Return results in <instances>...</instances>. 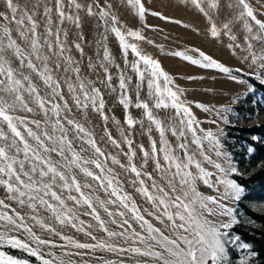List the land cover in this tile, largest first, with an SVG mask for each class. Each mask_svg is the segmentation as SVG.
I'll list each match as a JSON object with an SVG mask.
<instances>
[{
    "label": "snow or ice",
    "instance_id": "6c2138e0",
    "mask_svg": "<svg viewBox=\"0 0 264 264\" xmlns=\"http://www.w3.org/2000/svg\"><path fill=\"white\" fill-rule=\"evenodd\" d=\"M126 2L140 17L147 11L142 0ZM191 3L209 20H212L210 12L217 15L225 10L230 12L221 28L233 42L229 47L241 48L233 27L242 25L247 52L245 60L250 59L252 64L264 68V20L258 18L249 0H227L226 3L224 0H191ZM3 4L6 10L0 11V189L5 197L0 199V209L5 211L0 212V222H3L0 224V245L6 243L21 249L35 257L39 264H55L54 258H45L41 246L57 245L37 235L29 226L28 221H31L75 249L131 253L144 258L136 260L135 264H225L226 243H236L239 237L232 238L223 231L232 227L235 218L233 209L222 201L240 200L243 189L235 181L217 179V183L226 185L225 192L218 198L198 190L197 181L213 187L209 180L212 173L203 167V163L212 164L225 176L228 174L221 164L206 154L202 141L213 143L217 157L224 155L227 159V154L218 150L220 141L211 131L202 137L197 135L195 119L181 99L182 90L169 87L172 81L159 62L142 54L135 43L126 42V35L143 39L141 33L122 30L124 26L109 0L103 3L101 0H3ZM82 13L97 20V26L103 29V40H107L106 33L110 31L125 54L131 49L139 58L132 64L139 80L145 79V73L151 77L148 88L154 103L150 107L147 102L140 101L137 92L135 106L144 109L145 117L159 132V147L152 141L151 154L140 145L145 163L153 160L157 176L142 171L143 165L137 168L133 162L136 155L133 142L127 136L124 142L128 145L125 155L129 163L124 165L102 150L94 133L86 126L89 112L97 113L105 121L108 117L101 89L82 73L81 61L73 55V49L81 57L85 52L83 31H77L75 39L70 38L72 28L82 29ZM152 15L159 16L160 13L153 12ZM210 32L214 38L220 35L215 22L211 23ZM174 55L203 68H214L223 73L230 71L203 52L199 53L203 62L180 52ZM110 57L105 45L102 61L98 59L97 64L105 74L100 83L109 88L112 87V76L104 62L110 63ZM141 61L146 66L143 71L138 66ZM86 67L90 71L96 67L91 58ZM161 78L163 84L159 82ZM128 82L130 78L126 79L122 74L119 79L120 103L125 109L130 103ZM152 108H171L174 114L167 120L161 119L153 114ZM125 123L131 128L136 121L126 115ZM167 132L176 137L178 143L175 146L166 138ZM189 133L190 141L187 139ZM108 140L120 147L111 133H108ZM190 145L196 146L200 159ZM109 159L135 175L132 183L139 185L136 191L152 206V211L139 208L130 194L124 192L118 176L107 166ZM230 171L235 173L237 169L231 167ZM81 176L89 179L82 182ZM143 177L151 183L146 184ZM98 189H103L108 198L97 196ZM101 210L109 221L101 216ZM81 215L90 216L95 225H86L80 219ZM222 216L232 219L230 222L217 219ZM109 222L119 231L111 230ZM133 222L139 225V230ZM56 224L84 232L94 243L63 235ZM97 228L107 239L94 235ZM20 230L28 234L35 247L18 236L9 235ZM239 247L246 249L249 245L240 244ZM0 264H29V261L0 252ZM105 264L113 262L106 261ZM241 264L245 262L241 261Z\"/></svg>",
    "mask_w": 264,
    "mask_h": 264
},
{
    "label": "rangeland",
    "instance_id": "374dc122",
    "mask_svg": "<svg viewBox=\"0 0 264 264\" xmlns=\"http://www.w3.org/2000/svg\"><path fill=\"white\" fill-rule=\"evenodd\" d=\"M103 2L104 0H101V3ZM109 2L113 4V11L124 26L122 30L125 32L129 29L139 31L143 37V39L137 40L126 35V42L135 43L142 54H146L158 61L172 81L169 87H172L173 90L177 88L182 90L181 99L186 102L191 110L195 119L194 127H196L197 135L202 137L205 132L211 131L220 141L218 150L222 154H227V159H225L224 155L217 157L213 150V143L207 140L202 141L203 150L206 154L216 163L221 164L228 174L225 176L212 164L203 163V167L212 173L209 180L213 187H208L202 181H197L198 190L204 195L218 198L220 194L225 192L226 185L217 183V179L235 181L233 176L247 178L257 168L264 166V160H258L255 166L251 165L250 160L254 150L244 140L246 135L242 133V129L264 124V94L246 80V78H252L255 82L264 86V83H261V80L264 79V68H260L258 64H252L250 59L245 60L247 52L244 50V29L242 25L233 27L237 42L242 45L241 48L229 47L233 42L224 35L221 28L222 23L231 13L225 10L217 15L213 11L209 13L212 16V20H209L198 11L195 5L191 3V0H142L147 11L143 17H140L135 9L127 5L126 0H109ZM224 2L226 3L227 0H224ZM249 2L257 12L258 18L264 20V0H261V2L249 0ZM204 7L207 8V4ZM5 10L3 0H0V11ZM153 12H158L160 15L154 16L152 15ZM81 15L83 17L82 29L76 30L72 28L70 38L75 39L76 32L83 31L86 37L83 43L85 52L83 57H81L73 49V55L81 61L82 73L96 82L95 86L101 89L105 100L104 111L108 117L107 121H105L97 113L89 112V122L86 126L94 133L102 150L107 154H111L124 165L129 163L128 157L125 155L128 152V145L124 142V137L127 136L133 142L132 147L136 153L133 162L137 168H141L143 165L142 171L151 172L154 176H157L153 160L149 159L145 163L140 145H143L144 150L151 154L152 141H155L159 147V132L145 117L144 109L135 106L137 103V92L139 93L140 101L147 102L150 107L154 103L149 95L150 90L148 88V79L151 77L148 73H145V79L143 81L139 80L137 73L132 68V64L139 58L131 52V49H128L125 54L120 47L118 39L110 31L106 33L107 40H103L101 37L103 29L97 26V20L84 16L83 13ZM161 17H166L167 19ZM212 22H215L217 29L220 30V35L215 38L211 36L210 32ZM98 40L101 41L100 44L97 43ZM105 45L111 54L110 63L104 62L107 64L108 71L112 76L111 88L104 83H100L104 79L105 74L103 69L97 64L98 59L102 61ZM176 52L201 61L202 58L199 53L203 52L228 67L230 71L223 73L214 68H203L199 65H194L181 56L174 55ZM90 58L91 63L96 65L91 71L86 67ZM138 66L142 71L146 67L142 61ZM122 74L126 79L130 78V82L127 84V95L130 100L127 109L120 103L122 90L119 88V79ZM159 82L163 84V79L161 78ZM137 84H139V88H137ZM198 104L203 105V107H198ZM152 111L155 116L165 120L174 114V110L171 108H152ZM126 115L131 116L136 121L131 128L125 123ZM80 118L83 119L82 117ZM173 123H176V121H173ZM149 128H151V131H149ZM105 129H107V132ZM108 133H111L112 137L118 141L120 144L119 148L108 140ZM166 138L173 146L178 143L171 132L166 133ZM253 138L250 137V139ZM187 139L191 140L190 133L187 135ZM253 140L257 141L258 138L255 137ZM190 149L193 152H197L195 145H190ZM178 154L183 155L182 153ZM197 158L200 159L198 152ZM107 166L114 170V174L118 176L124 192L130 194L139 208L147 211L153 210L146 199L136 191V187L139 185L132 183L136 179L133 173L121 168L119 164H113L111 159L107 161ZM231 167H235L237 171L232 173L230 171ZM143 178L146 184L151 183V181L147 180V177ZM80 179L83 182L89 178L81 176ZM89 182L93 183L94 186L96 185L94 181ZM240 187L243 189L240 200L229 198L222 201L227 207L233 209L235 223L232 224L230 229L223 230L228 232L232 238L238 236L233 231V228L237 226H241L242 230L250 233L264 231V224L256 219L258 217L264 218V200L254 197L248 190L242 186ZM96 195L101 199L108 198L103 189H98ZM4 197L5 193L3 189H0V199H4ZM9 203L11 202L9 201ZM13 206L15 207V205ZM3 211L5 210L0 209V212ZM9 214H11L10 210ZM42 215L46 216L47 214L42 213ZM101 216L106 222L109 221V218L102 210ZM146 218L151 219L147 216ZM80 219L84 220L86 225H95L96 223L90 216L81 215ZM217 219L230 222L232 217L222 216ZM153 222L155 223V221ZM2 223L0 222V224ZM28 223L29 226L33 227L37 235L51 240L57 245V247L41 246L45 258H54L55 264H61V262L63 264H105L106 261H112L113 264H121V261H123V264H135L136 260L144 259L133 256L131 253L122 254L99 249L95 251L75 249L67 245V241L61 240L59 236L44 232L31 221H28ZM133 226L139 230V225L136 222H133ZM108 227L111 230L119 231L116 225L110 222ZM56 228L63 235L71 236L80 242L94 243L84 232L77 231L70 226L61 228L59 224H56ZM9 235L18 236L22 240L28 241L32 247L36 246L23 230L11 232ZM94 235L101 239H107L106 234L98 228L94 230ZM240 244H248L249 247L246 249L240 248ZM0 252L16 258L26 259L29 264H39L35 257L30 256L21 249L12 248L6 243L0 245ZM226 252L227 260L225 264H241V261H244L245 264H253L256 256L252 245L244 242L240 237L236 243H226Z\"/></svg>",
    "mask_w": 264,
    "mask_h": 264
},
{
    "label": "trees",
    "instance_id": "16d2710c",
    "mask_svg": "<svg viewBox=\"0 0 264 264\" xmlns=\"http://www.w3.org/2000/svg\"><path fill=\"white\" fill-rule=\"evenodd\" d=\"M246 80L264 94V86L255 82L252 78H246ZM242 133L246 135L244 140L253 147L254 153L250 161L251 165L255 166L258 160H264V124L242 129ZM250 137H257L258 140L255 141L250 139ZM233 178L238 185L252 193L251 195L264 200V166L257 168L247 178L240 176H233ZM256 219L264 224L263 217ZM233 231L241 240L252 245L256 254L253 264H264V231L250 233L242 230L241 226L234 227Z\"/></svg>",
    "mask_w": 264,
    "mask_h": 264
}]
</instances>
